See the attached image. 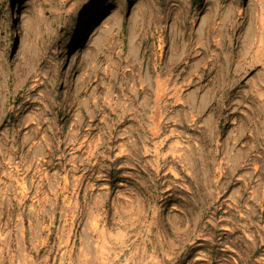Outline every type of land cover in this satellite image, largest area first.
Instances as JSON below:
<instances>
[{
  "label": "rangeland",
  "instance_id": "rangeland-1",
  "mask_svg": "<svg viewBox=\"0 0 264 264\" xmlns=\"http://www.w3.org/2000/svg\"><path fill=\"white\" fill-rule=\"evenodd\" d=\"M109 1L0 0V264H264V0Z\"/></svg>",
  "mask_w": 264,
  "mask_h": 264
},
{
  "label": "bare ground",
  "instance_id": "bare-ground-1",
  "mask_svg": "<svg viewBox=\"0 0 264 264\" xmlns=\"http://www.w3.org/2000/svg\"><path fill=\"white\" fill-rule=\"evenodd\" d=\"M109 2V0H92L78 19L72 36L81 39L85 33L91 31L96 22L106 13Z\"/></svg>",
  "mask_w": 264,
  "mask_h": 264
}]
</instances>
